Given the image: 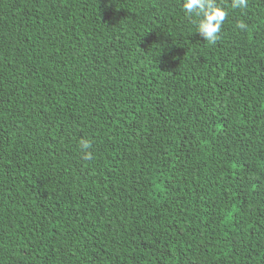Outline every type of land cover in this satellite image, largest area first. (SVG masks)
<instances>
[{
    "label": "trees",
    "instance_id": "16d2710c",
    "mask_svg": "<svg viewBox=\"0 0 264 264\" xmlns=\"http://www.w3.org/2000/svg\"><path fill=\"white\" fill-rule=\"evenodd\" d=\"M182 2L0 0V264H264V0Z\"/></svg>",
    "mask_w": 264,
    "mask_h": 264
},
{
    "label": "clouds",
    "instance_id": "9594fccd",
    "mask_svg": "<svg viewBox=\"0 0 264 264\" xmlns=\"http://www.w3.org/2000/svg\"><path fill=\"white\" fill-rule=\"evenodd\" d=\"M232 9H245L248 0H231ZM182 10L186 17L191 18L196 26L197 32L204 41L215 44L219 39L228 9L217 3V0H183ZM237 27L241 30L246 29L244 22H239ZM92 144L89 140L82 139L80 148L85 160H91L92 153L89 149Z\"/></svg>",
    "mask_w": 264,
    "mask_h": 264
}]
</instances>
